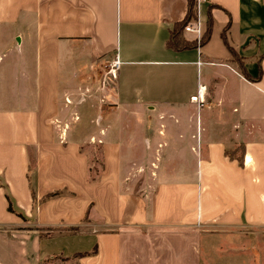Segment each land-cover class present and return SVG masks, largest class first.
<instances>
[{"label":"crops","instance_id":"0c3cea01","mask_svg":"<svg viewBox=\"0 0 264 264\" xmlns=\"http://www.w3.org/2000/svg\"><path fill=\"white\" fill-rule=\"evenodd\" d=\"M187 11L0 0V264L95 248L77 264H204L206 237L231 233L262 247L264 0H202L209 40L175 48Z\"/></svg>","mask_w":264,"mask_h":264},{"label":"rangeland","instance_id":"374dc122","mask_svg":"<svg viewBox=\"0 0 264 264\" xmlns=\"http://www.w3.org/2000/svg\"><path fill=\"white\" fill-rule=\"evenodd\" d=\"M197 4V0H196ZM108 70V69H107ZM100 78L98 79V82ZM92 152L98 153V147L93 148ZM92 157V156H91ZM94 163V162H93ZM151 165V164H150ZM255 228V227H253ZM237 232V230H235ZM242 231V229L240 230ZM264 234V233H263ZM231 233L228 236H208L205 241V250L203 253V262L204 264H244L245 259H249L243 250L245 245V249L251 248L252 256L257 255V260L260 261L261 264H264V242L262 243V247L259 245L257 241H259V235H250L246 234L244 237L242 234ZM244 239V243H243ZM262 240H264V236L262 235ZM216 245L215 249L213 246ZM260 255V257H259ZM251 256V258H252ZM247 257V258H246ZM77 259H71L69 261L61 262L60 264H77ZM67 260V259H65ZM45 264H52L51 260L45 262Z\"/></svg>","mask_w":264,"mask_h":264},{"label":"trees","instance_id":"16d2710c","mask_svg":"<svg viewBox=\"0 0 264 264\" xmlns=\"http://www.w3.org/2000/svg\"><path fill=\"white\" fill-rule=\"evenodd\" d=\"M196 19H198V9H197L196 0H188L187 14L182 21H180L179 23H177L175 25V28L173 29V32L171 34V39L169 41V44L175 48H185V47H190L191 45L195 46L198 44H202V45L205 44L209 40V38L211 36L212 28H213L211 16H209V18H208L207 28L204 31V34H203L201 40L198 41L200 43H191V42L187 41L186 39H184V37L182 35V32L185 29V27L187 26V24L191 20H196ZM227 29H228V26L225 28L224 33H223L225 40L227 39ZM230 49L234 54H236L234 49H232L231 47H230ZM241 69H242L243 74L246 77L251 78L250 75L243 68H241ZM259 76H258V78H259ZM56 195H58V193L51 194L50 196H56ZM9 208L12 210L11 205ZM73 230L76 231L79 229L73 228ZM96 251H97V249L95 248L94 251L91 253H78L75 255V258H81V257L86 256V255H91V254L96 253Z\"/></svg>","mask_w":264,"mask_h":264},{"label":"built area","instance_id":"2783aa9c","mask_svg":"<svg viewBox=\"0 0 264 264\" xmlns=\"http://www.w3.org/2000/svg\"><path fill=\"white\" fill-rule=\"evenodd\" d=\"M201 1L202 0H197L198 10H199V3ZM185 31L196 33L199 36V39H201L204 34L203 29H202V23L199 19L194 20L193 22H189L187 26L185 27ZM120 65H121V62L119 58L116 56V58L112 60V62L108 65V70L106 71L105 76H104V79H105L104 82L109 81L110 79L111 80L116 79L117 70L119 69ZM197 98L194 97L193 99L197 100Z\"/></svg>","mask_w":264,"mask_h":264}]
</instances>
